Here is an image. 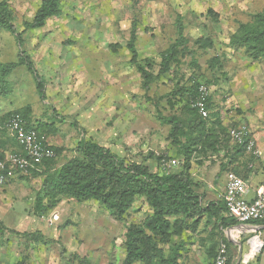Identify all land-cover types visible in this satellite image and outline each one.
<instances>
[{"label":"rangeland","instance_id":"rangeland-1","mask_svg":"<svg viewBox=\"0 0 264 264\" xmlns=\"http://www.w3.org/2000/svg\"><path fill=\"white\" fill-rule=\"evenodd\" d=\"M6 1L21 44L0 28V63L16 61L24 50L44 82L45 98L37 93L25 65L17 66L3 84L9 92L0 95V137L7 141V149H18L17 141H10L2 130L1 119L29 108L31 123L50 126L40 132L58 152L50 166H39L36 174L17 172L0 185V264L19 260L121 264L125 225L139 223L151 213L145 197L135 196L123 220L94 199L67 196L52 209L38 212L35 203L45 173L74 157L80 139L108 146L152 172H166L165 162L175 158L179 164L168 170L180 171L183 157L168 139L169 125L162 124L157 113L184 118L183 105L189 97L185 89L193 81L207 87L208 117L224 128L217 131V150L197 152L191 160L190 175L203 205L223 200L229 174H237L227 163L234 144L228 131L233 125L245 127L264 147V61L250 58L229 42L238 25L264 7V0H61L59 16L29 29L23 23L32 19L41 0ZM178 14L185 25L187 53L145 92L126 48L132 23L137 28L138 59H147L156 74L161 53L176 37ZM149 152L164 159L147 158ZM238 163L249 186H264L262 166L248 168L244 158ZM238 224L231 225L230 235L242 245L239 264H264V228L255 231ZM226 229L202 216L194 230L185 228L161 245L168 252L170 244L181 243V264H211L212 246L216 251ZM226 250L234 264L238 246L232 243Z\"/></svg>","mask_w":264,"mask_h":264},{"label":"trees","instance_id":"trees-1","mask_svg":"<svg viewBox=\"0 0 264 264\" xmlns=\"http://www.w3.org/2000/svg\"><path fill=\"white\" fill-rule=\"evenodd\" d=\"M60 3L61 0H41L32 19L23 23L24 28L43 27L48 18L59 16ZM208 11L212 14L211 9ZM174 25L176 37L161 53L159 69L155 74L147 59L144 61L138 59L137 28L136 24L132 23L126 48L130 53V62L140 74L141 87L145 92L160 75L168 72L173 64H178L180 58L187 53L188 38L185 35V25L181 15L178 14L175 17ZM0 28L13 34L18 44H21V35L15 30L13 14L6 0H0ZM229 42L233 46L242 47L250 58L264 61V7L254 13L249 21L240 23L236 31L230 35ZM217 62L218 60L214 63ZM19 65H25L33 75L36 91L44 99V82L24 50H20L16 61L0 63V95L9 92L3 89V84L7 76ZM198 85V82L193 81L189 88L185 89L189 97L183 105L186 114L184 118L175 114L157 113L158 120L162 124L169 125L168 139L176 147L177 154L183 157L180 171L152 172L141 162L125 160L108 146L92 139H80L74 157L65 161L56 170L45 173L41 192L35 203L36 210L43 212L45 209H52L61 196L71 197L77 201L94 199L107 208L117 220H123L135 196H144L151 207V213L139 223L132 222L125 225L124 257L121 264H181V243L170 244L168 252H165L162 247L172 234H180L185 228L194 230L202 216L213 219L217 227H229L239 223L227 214L224 200L207 201L203 205L200 201L201 196L194 190L190 175L194 154L206 149L217 150L219 146L217 131H224L218 120L215 118L211 120L208 115L203 117L193 106V102L199 96ZM13 113L20 114L26 126L34 128L40 135H42L40 131L50 130V126L46 123L30 122L29 108L7 113L1 121H5ZM2 130L6 132L5 129L2 128ZM228 137L234 144L232 151L227 153V163L231 165L230 170L238 175L240 158H244L247 167L251 168L250 164H253L257 157L247 151L244 144L235 142L229 134ZM8 138L13 141L12 137L8 136ZM0 142L6 148L7 141L0 137ZM17 146L18 149H11L20 150L18 143ZM52 148L57 154L58 149ZM147 158H154L157 162L164 159L152 152L148 153ZM54 159L55 157L44 159L40 166L44 164L50 166ZM29 171L36 174L35 169H29ZM44 198L47 199L46 202H43ZM249 224L264 225V219L251 221ZM25 234L31 236V233ZM220 240L226 244V249L227 246L232 245V242L224 235H221ZM210 254L214 258L213 246ZM226 258V264H230L227 250ZM6 264L29 263L19 260Z\"/></svg>","mask_w":264,"mask_h":264},{"label":"built area","instance_id":"built-area-1","mask_svg":"<svg viewBox=\"0 0 264 264\" xmlns=\"http://www.w3.org/2000/svg\"><path fill=\"white\" fill-rule=\"evenodd\" d=\"M207 92V87L199 84V96L193 102V106L203 117L208 115ZM2 128L6 130L9 137L17 141L20 150L4 148L0 142V185L11 181L17 172L25 173L29 169H37L44 159L55 157V151L47 144L45 138L34 128L27 127L20 114H11L3 122ZM228 134L235 142L244 144L246 150L253 156H260L261 150L256 139L245 127H231ZM176 165L178 160L171 158L165 162L164 169L169 172L168 169ZM248 188L247 182L241 176L229 174L222 198L226 204L227 214L239 223L249 224L251 221L264 219V186L257 187L250 199L245 198ZM226 260V244L220 241L212 264H226Z\"/></svg>","mask_w":264,"mask_h":264},{"label":"water","instance_id":"water-1","mask_svg":"<svg viewBox=\"0 0 264 264\" xmlns=\"http://www.w3.org/2000/svg\"><path fill=\"white\" fill-rule=\"evenodd\" d=\"M237 226L238 227H245V228H252L255 231L257 229L264 228V225H252V224H247V223H239ZM232 228H233V226L227 227V229H226V236H227V239L230 242H232V243H234L235 245L238 246V256H237V259H236V261H235L234 264H239L240 261H241V255H242V251H241L242 245H241V242L240 241H238L236 239H233L231 237L230 232H231Z\"/></svg>","mask_w":264,"mask_h":264},{"label":"crops","instance_id":"crops-1","mask_svg":"<svg viewBox=\"0 0 264 264\" xmlns=\"http://www.w3.org/2000/svg\"><path fill=\"white\" fill-rule=\"evenodd\" d=\"M261 149V157L260 159H257L252 166H262L264 168V147L260 145L259 147ZM251 165V164H250ZM249 186V185H248ZM257 188V186H249L248 191L245 194V198L250 199L253 196L254 190Z\"/></svg>","mask_w":264,"mask_h":264}]
</instances>
